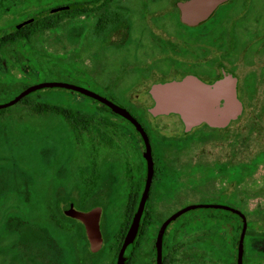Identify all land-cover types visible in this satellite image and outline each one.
I'll return each instance as SVG.
<instances>
[{"label": "rangeland", "instance_id": "obj_1", "mask_svg": "<svg viewBox=\"0 0 264 264\" xmlns=\"http://www.w3.org/2000/svg\"><path fill=\"white\" fill-rule=\"evenodd\" d=\"M70 1L72 0H1L0 32L35 16L42 9ZM173 1L175 0H170V4ZM244 2L241 18L236 12ZM167 4L168 0H111L105 10H117L125 18L116 31L104 34L93 29L94 19L104 11L100 8L93 10L87 19L77 18L69 25L62 24L57 30L40 33L29 43L0 47V104L11 100L22 91L23 86L58 82L75 85L107 98L134 116L142 117L148 128H155L160 122L178 126L179 122L174 117L154 120L145 112V107L152 103L149 87L164 82L157 81L159 75L156 74H160L159 71L167 75L169 69L164 60V57L169 58L171 55L168 54L167 45L173 42L179 46L190 58V63L204 50L207 61V58L215 56V52L214 48L205 50V47L230 43L236 26L237 31L247 30L243 35L248 43L246 47L249 46L247 54L239 61L251 63L249 53H259L264 46V0H231L220 5L205 23L194 26L178 22L177 11L173 7H170L173 9L168 15ZM160 9H165L166 12L159 11ZM86 25L89 26L87 31ZM251 68L252 71L257 69ZM232 71L240 77L243 70ZM252 71L247 77L258 76V73ZM206 85L207 94L215 96L212 98L215 106L207 99L208 102L221 108L220 100L224 101L222 92L218 89L213 91L212 83ZM33 93V100L70 105L87 114L108 116L114 122L117 120L99 109L98 104L72 91L46 88ZM247 103L250 104L249 101ZM25 114V109L16 106L0 116V197H39L49 192L65 197L71 192L79 203V207L75 206L79 211L86 207L91 198L96 197L102 201L100 224L104 226L106 239L97 252H92V258H88L83 255L84 242L72 237L70 239L59 231L45 229L40 241L28 244L29 250L21 242L14 243L20 254L16 258L11 245L14 234H8V227L4 230L0 228V264H112V239L123 219L126 202L124 195H127L124 194L122 174L112 150L100 160L99 166L95 163L97 174L90 177V181L87 178V185L82 188L80 184L77 191L74 177L77 173L80 175V170L86 167L87 149L74 144L71 133L63 127L64 123L58 117L45 115L33 119L27 118ZM18 116H21V120ZM258 117L259 120H255L260 124L245 145L249 149L253 147L254 154L245 163L238 165L237 173L234 172V179L237 178L240 189L244 191L249 184L248 179L252 181L254 190H264V182H257L264 179V156L256 153L257 148H264V112L258 113ZM193 130L192 133L203 132L206 137V160L214 158L213 137L219 129L199 125ZM159 149L167 152V147L163 144H160ZM240 166L243 167L242 170ZM215 167L211 163L202 167L190 166L177 171L176 174H184L179 179L165 178L156 191L163 197L159 195L160 198L157 196L153 199L150 208L153 218L156 221L163 220L189 205H225L239 210L247 217L253 230L264 229L263 222L254 221V213L249 216L246 213L244 205L247 200L239 197L241 191L238 190L236 197V190L222 186L233 177V173L216 172ZM83 192L86 197L80 196ZM162 198L164 203L166 198L171 199L166 204L168 207L162 204ZM251 202L264 205V194L250 200L247 208L252 206ZM218 220V213L214 210L195 209L181 214L168 228L187 221L190 226L196 224L203 235L209 234L211 238L217 236L225 242L233 232L221 229ZM236 224L237 221H234L233 225ZM255 248L264 250V243L256 244ZM212 253L213 250L207 252L209 257H212ZM26 254L34 256V260L25 257ZM225 254V259L218 262L207 261L206 264H227L233 258V247L231 252Z\"/></svg>", "mask_w": 264, "mask_h": 264}, {"label": "flooded vegetation", "instance_id": "obj_2", "mask_svg": "<svg viewBox=\"0 0 264 264\" xmlns=\"http://www.w3.org/2000/svg\"><path fill=\"white\" fill-rule=\"evenodd\" d=\"M230 1L231 0H227L225 3L221 5H224ZM93 2L94 0H72L69 3L55 5L46 10L42 9L38 11V13L35 14V16L25 19L21 23L12 26L8 30L1 31L0 35L5 31L14 30L17 27L23 28L24 26L30 24L31 22L43 20L47 16L49 17L52 14L56 15V13H59L61 11L69 12L71 10H74L73 14L75 13L77 14L78 12L80 13V15L77 18L82 20L87 19L89 16H91L94 10ZM176 3L172 2L170 4V0H168L169 6L166 7V9L168 8L167 10L168 15L169 13H172V9L174 8L177 11L178 22L184 25V23L180 21L179 11L175 7ZM244 6H245V2L242 3V5H239V8L237 9L236 13L240 17L243 12ZM218 7H220V5ZM218 7L216 8L214 14L216 13ZM159 11L166 12L165 9L163 10L160 9ZM68 17L69 14H67V17L64 18L63 24L69 25L71 21ZM60 19L61 17L57 18V20ZM88 28L89 26L86 25L85 30L87 31ZM245 32L247 33V30L244 32L242 30L237 31L235 26V30L231 34L232 41L230 43L227 42V44L224 43L217 45L216 46L217 48L214 46L209 48L205 47V50L206 49L211 50L212 48H214L216 57L213 55L211 58L209 59L207 58L206 61V52H204L203 50L202 53L199 52V55L196 56V58L192 59L193 63H190L189 61L190 58L179 46L173 44V42L170 44L166 43L169 44L167 45L166 49L168 50V54L171 55L169 56V58L164 57V60L169 65V69L167 70V75H163L164 73L158 71V73H160L162 76L160 74H156V76L159 75L156 79L157 81L166 82V81L181 80L183 77L190 75V76H195L200 81H203L204 84H210V83L213 84V82L221 79L225 73H230L232 74V76L235 78L236 81L235 93H236V98L241 104V110L237 114L236 118L230 120L223 127H210L204 123L199 124V125L208 126L210 128L219 129L217 135L213 137L215 143V147H214L215 157L207 160L205 158V143H204V139L206 137L203 135V132L197 134L192 133V131H194L193 129H197L199 125L194 126L193 128L184 132L181 135L162 133L157 131L156 128L154 127L148 128L146 125H144V120L142 117L134 116L132 113L129 112L142 126L144 132L147 135L151 148L153 174L149 188L148 198L145 203L144 209L147 208L150 211V208L153 204L152 203L153 199H155L157 196L160 195L157 194L156 192L157 187L164 181L165 178L171 177V179L174 178L179 179L184 175V174L181 175L179 173L176 174L179 169L182 170L190 166L202 167L206 163H211L216 166L215 167L216 172H221V173L227 172L230 174L233 173V177L231 176L232 178L230 177V180L227 181L226 183H223L222 186L225 189H227V187H230V189L236 190L237 191L236 197H238V190L241 191L240 193L241 195H239V197L246 198L247 201L245 200L246 202L244 208L246 210V213H248V215L253 214L255 212L264 213V209H262L264 208V205H262L261 203H257V205H255L254 203L251 202L252 203L251 207L247 208L246 206L248 202H250V200H253L256 197L263 196L264 190L261 189L255 190L256 193L255 196H253L254 189H253V185L251 184L252 181L250 179H248L249 184L247 188H245L246 191L241 190L237 178L234 179V172L235 173L238 172V165L241 163H245L246 160H248L249 157L252 154H254L253 147H250L251 149H249L246 148L245 145H246V141L249 140L250 136L253 133H255L257 126H259L260 124L258 122L259 120L258 113L262 111L264 112V46H262V49L260 50L259 53L256 54H254L253 52L249 53V57L252 60L251 63L250 62L244 63L239 61L241 57L245 56L244 54H247L246 49L249 48V46L246 47L248 43L246 42L245 36L243 35V33ZM42 33H49V31H44ZM262 35L264 38V34ZM238 52L239 54H237ZM211 53L212 52H210V54ZM235 54L237 56H235ZM214 59H216L217 61L216 60L214 61ZM251 67H256L257 69H253L252 71ZM234 69H237L239 71L243 70L241 72L242 75L238 77L234 73V71H232ZM250 71H252L253 73L255 72L258 73V76L247 77ZM155 78H153V81L155 80ZM247 101H249L250 104L247 103ZM223 102H224L223 100H220L219 106L222 107ZM153 103L154 101L152 99V103L145 107V112H147V108L150 107ZM255 118H257L258 120L257 119L255 120ZM109 120H111V118L107 116L103 119V122L107 123ZM123 120L127 122L123 118L117 120L115 119V121H117L120 124V128L118 129L117 132L110 133L107 128H101L98 132L94 134H89L88 132H82V133L77 132L73 137V142L79 148L84 147L87 149L86 167L84 168V170L86 171L87 178L93 176L92 172L94 171V169H96L97 171L96 166L97 165L99 166L100 160L103 159L105 155H108L109 151L112 150V153L116 158L117 164L122 174V182L125 192L124 194L127 195L129 194L132 196H136V194H138V200H137V205H138L146 177V162L143 158L144 144L140 134L135 130V128L129 122H127L129 124L127 125ZM109 138H112V140L116 142L115 143L116 150L115 148L111 149L109 147L108 144ZM160 144H163L167 147V152H161V150L159 149ZM256 153H262L264 156V148L263 149L257 148ZM95 163L97 164L96 166ZM239 168L241 170L243 169L242 166H240ZM183 173H185V171ZM79 176L80 175H78L77 173L74 177L75 190H77V187H79V185L81 184L79 182ZM166 200L165 203L163 200L162 204L165 207H168V205L166 204H168L171 201V199H168L167 201ZM247 219L248 218L245 217L246 228H247ZM234 221L236 222V218L230 217L229 220L218 222V224L221 227V229H226L228 231L230 230L231 232L232 228L234 227L233 225ZM195 225L196 224L190 226L189 222L184 221L181 222L179 225L168 229L166 242H162V256H163V250L165 248L166 255L168 258L167 264H206L207 261L218 262L222 258L225 259L226 257L225 253L228 254V252H231L233 243L230 237L227 238L224 242L221 241L220 238L217 236H214V238H211L209 234L205 236L201 233L202 231L200 229L196 228ZM150 234H148L145 238L142 237L139 238V243L137 244V249H136L137 254H136L135 264H155V248H154L155 238L153 240L151 238L152 234L151 235ZM249 239L252 240V238L250 237ZM252 246L253 244H251V247ZM152 247L154 248V257H153ZM87 249L89 250L88 241H87ZM212 250H213L212 257H209L210 255L207 254V252ZM236 251H237V243H236ZM247 253H248L247 257L249 258L248 264H252L253 253L252 251L249 253L248 250ZM243 255H244V246H243ZM85 256L88 258H92V256H88L86 255V253ZM235 263H236V253H235ZM242 264H243V258H242Z\"/></svg>", "mask_w": 264, "mask_h": 264}, {"label": "trees", "instance_id": "obj_3", "mask_svg": "<svg viewBox=\"0 0 264 264\" xmlns=\"http://www.w3.org/2000/svg\"><path fill=\"white\" fill-rule=\"evenodd\" d=\"M111 0H94V11L103 8V13L101 12L94 19L93 29L96 32H103L106 34L110 31H116L120 27L121 23L124 21L123 15L117 10L114 11H106V5ZM173 2H180L179 0H175ZM1 5V3H0ZM74 10L71 11H61L59 13L52 14L49 17L47 16L43 20L31 22L30 24L24 26L23 28L17 27L11 31H5L0 35V47L8 45V44H19V43H29L31 39L37 36L39 33L44 31H51L59 28L64 23V18L69 14L70 21L75 20L80 13L73 14ZM66 15V16H65ZM60 20H57V18ZM77 20V19H76ZM30 32V33H29ZM26 88L23 86L21 89ZM17 94V93H16ZM34 93H31L21 99L15 105L0 110V116L3 115L4 112H8L13 109V107L19 106V109L26 110L27 118H35L41 117L45 115L55 116L61 119L64 123L66 130H68L72 137L78 132H88L89 134H94L98 132L101 127L107 128L110 133L117 132L120 128V124L117 121L109 120L107 123L103 122L104 116H96L94 114H87L82 111L78 107H73L70 105L57 104L52 102H42L39 100H33L32 96ZM80 96V95H79ZM87 100H91L93 103H96L90 98L83 97ZM97 104V103H96ZM99 105V104H98ZM99 109L106 111L111 116L121 119L119 116L112 113L108 108L104 105H99ZM33 118V119H34ZM18 119L21 120V116H18ZM124 121V120H123ZM125 122V121H124ZM129 125L127 122H125ZM99 127V128H98ZM116 142L109 138L108 144L111 149L115 148L116 150ZM97 171L94 169L92 175H96ZM86 171L82 169L80 171L79 182L81 183V187L84 188L87 185V177ZM90 176V177H93ZM90 177H88L90 181ZM258 183H263L264 179L257 181ZM254 189V188H253ZM254 195L256 191L253 190ZM83 192L81 197H86ZM68 196H62L58 194H53L51 192L41 195L39 197L29 196H13V197H0V228L5 229V227L9 228L8 234H14V238L12 239L11 245L14 248L15 257L18 258L20 254L18 250L15 248L14 243L21 242L25 244L26 247L29 243L34 241H40L43 237V231L45 229H53L59 231L67 235L70 239L71 237L74 240L84 242L86 249L83 251V255L92 256L90 250L87 249V241L85 238V234L83 231L82 224L69 216V209L76 210V207H79V203L74 199L73 194L70 192L67 194ZM91 196V195H90ZM78 198V197H77ZM138 194L136 196L127 195L126 202L124 205L123 219L117 232L115 233L112 244L114 245V256L113 262L115 263L116 255L122 239L128 229V226L131 222L132 216L137 207ZM102 201L98 200L96 197L91 198L89 203L86 204V207L82 209L81 212H86L91 210L94 207H101ZM76 206V207H75ZM218 213V217L220 222L229 220L230 217L236 218L237 224L232 228L230 235L231 241L233 243L234 254L231 261H228L227 264H235V253H236V243L241 230V220L235 214L219 210V209H211ZM38 213L36 214V212ZM77 211H79L77 209ZM249 216V215H248ZM254 221H259L264 223V213L263 212H255L253 215ZM164 220V219H163ZM163 220L156 221L153 218V214L149 211V209L145 208L142 213V217L140 220V224L138 227V231L134 242L129 245L124 253L125 264H134L136 260V249L137 244L139 243V238H145L148 234L152 233L151 238L154 240L157 230L162 223ZM156 222V224H155ZM153 225L156 227L153 228ZM169 227V226H168ZM165 231L163 242H166L167 231ZM253 226L250 222H247V228L244 235V255H243V264H248L249 258L247 257V250L250 253H253L252 264H264V250L255 248L256 244L264 243V229H252ZM100 230L102 234L103 241L106 239L104 226L100 224ZM252 238V240L249 239ZM1 238V236H0ZM251 244L253 246L251 247ZM84 246V247H85ZM165 246V245H164ZM30 247V246H29ZM27 247V250L30 248ZM2 248V247H1ZM32 252V251H31ZM153 257H154V248L152 247ZM28 259H33L34 256H30L28 254L24 255ZM34 260V259H33ZM168 258L166 255L165 248L163 250L162 256V264H167Z\"/></svg>", "mask_w": 264, "mask_h": 264}, {"label": "water", "instance_id": "obj_4", "mask_svg": "<svg viewBox=\"0 0 264 264\" xmlns=\"http://www.w3.org/2000/svg\"><path fill=\"white\" fill-rule=\"evenodd\" d=\"M227 0H184L177 2L175 7L179 11L180 21L186 25L194 26L205 22L215 12L216 8L225 3ZM235 78L230 73H225L223 77L212 84L213 91L218 89L222 92L224 99L221 108L214 107L212 101L214 95L206 92L207 85L195 76L187 75L181 80L166 81L163 83L152 84L148 93L154 103L147 108V112L155 119L172 118L178 120L179 125H171L168 122H160L156 124V130L162 133H170L181 135L199 124H206L210 127H223L230 120L236 118L241 110V104L236 98ZM46 88H58L75 92L83 97H87L95 101L99 105H104L115 115L129 122L135 130L140 134L143 144V158L146 162V177L144 187L132 216L128 229L122 239L118 249L114 264H125L124 253L126 248L134 242L136 237L145 203L148 198L149 188L153 174V162L151 158V148L142 126L125 108L115 104L114 102L102 97L92 91L81 87L66 83H41L24 88L6 103L0 104V110L9 108L18 103L25 96ZM214 105H211L208 100ZM195 209H220L229 211L237 215L241 221V230L237 242L236 263L242 264L243 258V239L246 231V220L242 213L238 210L225 205H189L185 206L168 217L160 224L156 233L155 248V264H162V242L166 228L181 214ZM69 216L78 220L83 228L86 239L88 241L89 250L97 252L103 244V238L100 230L101 209L94 207L89 211L81 212L69 209Z\"/></svg>", "mask_w": 264, "mask_h": 264}]
</instances>
